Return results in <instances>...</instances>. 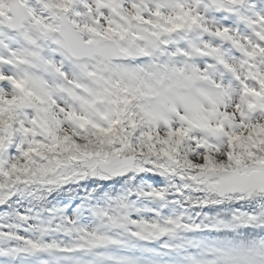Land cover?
I'll list each match as a JSON object with an SVG mask.
<instances>
[{"label": "snow or ice", "instance_id": "snow-or-ice-1", "mask_svg": "<svg viewBox=\"0 0 264 264\" xmlns=\"http://www.w3.org/2000/svg\"><path fill=\"white\" fill-rule=\"evenodd\" d=\"M0 264H264V0H0Z\"/></svg>", "mask_w": 264, "mask_h": 264}]
</instances>
